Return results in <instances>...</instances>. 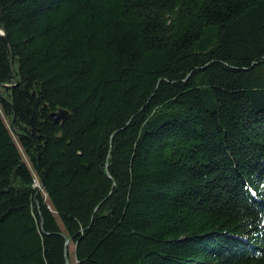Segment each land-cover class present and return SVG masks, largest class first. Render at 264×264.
Segmentation results:
<instances>
[{
  "label": "trees",
  "instance_id": "trees-1",
  "mask_svg": "<svg viewBox=\"0 0 264 264\" xmlns=\"http://www.w3.org/2000/svg\"><path fill=\"white\" fill-rule=\"evenodd\" d=\"M66 255L264 264V0H0V264Z\"/></svg>",
  "mask_w": 264,
  "mask_h": 264
},
{
  "label": "water",
  "instance_id": "water-1",
  "mask_svg": "<svg viewBox=\"0 0 264 264\" xmlns=\"http://www.w3.org/2000/svg\"><path fill=\"white\" fill-rule=\"evenodd\" d=\"M65 115H66V112L65 111H61V112H58V113H53L52 114V118H54L55 120H59V119L64 118ZM66 259H67V264H70V260L68 258V255H66Z\"/></svg>",
  "mask_w": 264,
  "mask_h": 264
},
{
  "label": "rangeland",
  "instance_id": "rangeland-1",
  "mask_svg": "<svg viewBox=\"0 0 264 264\" xmlns=\"http://www.w3.org/2000/svg\"><path fill=\"white\" fill-rule=\"evenodd\" d=\"M73 249V248H72Z\"/></svg>",
  "mask_w": 264,
  "mask_h": 264
}]
</instances>
